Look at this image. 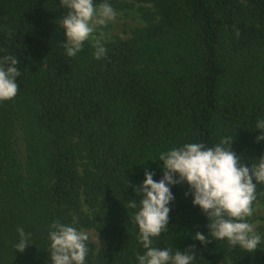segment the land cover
I'll list each match as a JSON object with an SVG mask.
<instances>
[{
    "label": "trees",
    "instance_id": "1",
    "mask_svg": "<svg viewBox=\"0 0 264 264\" xmlns=\"http://www.w3.org/2000/svg\"><path fill=\"white\" fill-rule=\"evenodd\" d=\"M132 1L153 5L144 12L150 24L105 42L97 60L89 41L75 57L64 54L67 9L59 0H0V57H16L21 73L16 97L0 102V264H51L54 221L94 228L112 242L96 255L88 240L87 264H136L144 250L127 201H139L133 186L146 167L160 178L161 152L228 136L242 162L264 155L254 130L264 118V0ZM18 129L26 141L21 163ZM172 191L169 230L154 246L193 251L194 264H264V247L249 253L211 236L195 239L208 233L207 217L184 196L187 184ZM82 199L92 214L75 223ZM18 227L31 233L23 252L15 249Z\"/></svg>",
    "mask_w": 264,
    "mask_h": 264
},
{
    "label": "clouds",
    "instance_id": "2",
    "mask_svg": "<svg viewBox=\"0 0 264 264\" xmlns=\"http://www.w3.org/2000/svg\"><path fill=\"white\" fill-rule=\"evenodd\" d=\"M67 9L60 21L64 29V54L75 57L85 42L91 41L94 58L107 54L103 29L114 18L115 11L109 0H59ZM18 59L12 55L0 57V102L16 97L19 90L20 70ZM254 130H259L257 142L264 141V118L258 119ZM228 136L221 137L213 146L202 142H188L172 147L159 155L162 161L158 180L156 172L145 168L144 179L133 186L139 201L129 199L127 207L135 210L131 219L139 229L138 241L143 253L136 254V264H194L193 251L154 246V238L169 230V214L176 197L172 188L187 184V198L191 196L194 207H199L208 220L207 234L197 232L194 238L210 241H226L230 247H240L246 252H256L264 245V233L255 230L250 218L254 215L257 186L264 185V155L254 158L253 163L242 162L231 150ZM15 249L23 252L31 242V233L17 228ZM48 239L51 264H87L89 235L77 227L54 221L49 225Z\"/></svg>",
    "mask_w": 264,
    "mask_h": 264
},
{
    "label": "rangeland",
    "instance_id": "3",
    "mask_svg": "<svg viewBox=\"0 0 264 264\" xmlns=\"http://www.w3.org/2000/svg\"><path fill=\"white\" fill-rule=\"evenodd\" d=\"M130 4L129 8L118 9L113 8L116 15L115 18L103 29L104 41L110 42L118 38L130 39L134 36L135 31L142 29L150 24V21L146 20L144 12L154 11L153 5L150 3H138L132 0H121ZM91 42V41H89ZM92 43V42H91ZM17 137L15 138L14 149L17 151L18 159L21 161L25 157L26 141L24 138V132L18 129ZM85 153H81L79 159V169L83 170L84 164L87 162ZM92 212L88 205L85 204L82 199V207L79 213L74 215V222L79 220V216L91 215ZM251 223H253L255 230L264 233V202H257L254 208V215L251 217ZM81 231L89 235V240L95 245V254L107 249L112 245V242L106 239L101 233L94 228H81ZM259 247H264L261 245ZM220 264H231V262H223Z\"/></svg>",
    "mask_w": 264,
    "mask_h": 264
}]
</instances>
